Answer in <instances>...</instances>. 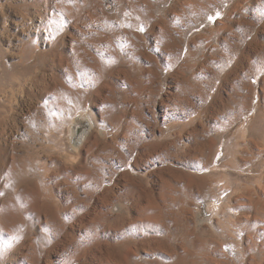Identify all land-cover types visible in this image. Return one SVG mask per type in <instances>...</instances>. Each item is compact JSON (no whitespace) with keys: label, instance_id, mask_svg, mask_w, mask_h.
Segmentation results:
<instances>
[{"label":"rangeland","instance_id":"rangeland-1","mask_svg":"<svg viewBox=\"0 0 264 264\" xmlns=\"http://www.w3.org/2000/svg\"><path fill=\"white\" fill-rule=\"evenodd\" d=\"M77 1L40 25L45 89L2 125L0 264H264V0ZM21 4L0 0L19 70L11 22L42 16Z\"/></svg>","mask_w":264,"mask_h":264},{"label":"bare ground","instance_id":"bare-ground-1","mask_svg":"<svg viewBox=\"0 0 264 264\" xmlns=\"http://www.w3.org/2000/svg\"><path fill=\"white\" fill-rule=\"evenodd\" d=\"M28 1H30L29 3H28ZM76 1V0H75ZM80 1V0H79ZM79 1H77V2H79ZM81 1H83V0H81ZM80 1V2H81ZM85 1V0H84ZM84 1H83V3H84ZM115 1V0H114ZM117 1L118 0H116V3H114L113 2V4H118L117 3ZM143 2H144V0H142ZM188 1V0H187ZM192 1H194V0H192ZM76 2V3H77ZM88 2V1H87ZM86 2V3H87ZM91 7L92 6H94L93 4H95V5H97L98 6V0H91ZM111 2V1H110ZM120 2H122V1H119V3ZM143 2H141V3H143ZM189 3H186V5L187 4H190L191 3V0L190 1H188ZM195 2V1H194ZM22 3L23 4H21L20 6H19V8H21V9H23V11H25V12H27V13H32L31 12V10H32V8L33 7H35V6H37V7H39V11L38 12H35V13H40L42 16H40L39 18V20H37L38 18H36V20H37V24H36V22L34 23V19L33 20H30V22H20L19 24H17V22H18V20H14V22L12 21L11 23V27H13V33L10 35V33H9V31H8V36H6L5 37V39L6 40H8V42L7 43H9V45H11V46H7V47H9V48H7V51L9 50L10 51V53H16V56H17V54L18 55H20V61L22 62V63H19L18 65L20 66V68H21V70H19V69H17V63H15L14 64V66H7L8 65V63L6 62V61H2L3 62V65H0V67H3V72H4V74H5V77L4 78H2L1 76H0V167L3 165V164H1L2 163V161L4 160L3 158H5V155H6V144H5V142L3 141L4 140V136H6V134H4V133H6V132H4V130L6 129H3L4 127L2 126V125H4L5 123H6V126H7V124H8V120L11 118H14V112H16V106H20V99L21 98H23L24 97V95L26 94L27 96L29 95V96H37L39 93H42V91H44V86H46L45 85V81H46V77H45V75L43 76V74H42V72H39V71H41L40 70V64H39V62H38V59L40 58V56H41V54H42V51H41V49L40 48H42V47H39L38 46V44L40 43V42H44V40H45V38L42 36V33H41V31H40V29H39V27H41L40 25H43L44 24V22L46 23V20L47 19H49V21H50V19H57V18H59L58 19V23H60V21H64V20H62L63 18H67V17H69L67 14L68 13H70L72 10L69 8V5H70V2H69V0H22ZM82 3V4H83ZM100 3V2H99ZM102 3V2H101ZM81 4V3H80ZM85 4V3H84ZM83 4V5H84ZM121 4V3H120ZM120 4L119 5H117V7H121L120 6ZM192 4V3H191ZM190 4V5H191ZM33 5V6H32ZM100 6H98V7H100L99 9H102V5L101 4H99ZM190 5H188V6H190ZM32 6V7H31ZM81 6V5H80ZM102 6V7H101ZM185 6V5H184ZM192 6V5H191ZM77 8V6H74V8ZM79 7V6H78ZM89 7V6H88ZM116 7V6H115ZM116 7V8H117ZM80 8V7H79ZM95 9H93L94 10V13H95V10L96 9H98V8H96V6L94 7ZM182 8V7H181ZM190 8V7H189ZM192 8V7H191ZM35 9V8H34ZM84 9H85V7H84ZM83 9V10H84ZM89 8H87V10H88ZM119 9H122V8H119ZM119 9L118 10H116V12H118L119 11ZM183 9V8H182ZM86 10V11H87ZM184 10V9H183ZM77 12H78V10H77ZM76 12V13H77ZM88 13H89V11H87ZM87 12H86V15H87ZM93 12V11H92ZM58 13V14H57ZM82 13H84V11L83 12H81L80 11V13H78L79 15H77V16H79L80 17V14H82ZM94 13H93V15H94ZM97 14H100V13H98V11L96 12ZM60 14V15H59ZM89 14H91V13H89ZM102 14H103V16L104 17H107V16H105L106 14L105 13H103L102 12ZM101 14V15H102ZM83 15V14H82ZM81 15V16H82ZM92 15V14H91ZM88 16H90V15H88ZM87 16V17H88ZM94 18H95V16H93ZM108 17H109V15H108ZM61 18V19H60ZM70 18H71V16H70ZM69 18V19H70ZM82 18H83V16H82ZM99 18V17H98ZM68 19V18H67ZM102 19V18H101ZM105 19H107L108 20V18H103V20H105ZM110 19V18H109ZM35 20V21H36ZM91 21H90V24L86 27V25L87 24H85L84 22H81V21H79V20H77V21H79V22H77L76 23V25H75V27L74 28H76L75 29V31H74V34L72 35L71 33V35L73 36L71 39H70V36H68L69 37V40H71L70 42H72L73 44H76V43H80L81 42V44H82V42H86L87 43V39L85 38L86 37V33H88L90 30H89V28L91 27V26H95L97 23L95 22V19H90ZM106 20V21H107ZM48 21V20H47ZM52 21V20H51ZM85 21V20H84ZM97 21V20H96ZM109 21V20H108ZM53 22H55V21H53ZM61 22V23H62ZM71 22H72V20H71ZM76 22V21H75ZM85 22H87V20L85 21ZM99 22H101L100 20L98 21V25H100L99 24ZM105 22V21H104ZM64 23V22H63ZM83 23H84V25H83ZM88 23H89V18H88ZM16 24H17V26H16ZM52 24V23H51ZM57 24V23H56ZM66 24V23H65ZM13 25V26H12ZM45 25H47V23L45 24ZM80 25V26H79ZM97 25V26H98ZM60 26V25H59ZM66 26V25H65ZM64 26V27H65ZM84 27V29H82L83 27ZM44 27V26H43ZM63 27V28H64ZM69 27V26H68ZM67 27V28H68ZM80 27H82V28H80ZM101 27H103V25L101 26ZM99 28V29H102V28ZM45 28H46V26H45ZM44 28V29H45ZM62 28V29H63ZM42 29V28H41ZM43 29V31L45 32L46 30H44ZM50 29V28H49ZM97 29V28H96ZM98 29V30H99ZM93 31H95V29H92ZM97 30V31H98ZM42 31V32H43ZM49 31V30H48ZM47 31V34L49 33ZM68 31V30H67ZM62 32H64V30L62 31ZM73 32V31H72ZM90 32H92V31H90ZM100 32V31H99ZM103 32V31H102ZM26 33V34H25ZM101 33V32H100ZM100 33H99V35H100ZM50 34V33H49ZM48 34V35H49ZM51 34H54V31H53V33L51 32ZM92 35L94 34V33H91ZM95 34H96V31H95ZM98 34V33H97ZM44 35H46L45 33H44ZM91 35V36H92ZM98 35V36H99ZM21 36H24V37H27L28 38V40H26V43L25 44H23V45H21V46H18V44H20V43H18L17 42V47L15 46L16 44L14 43V40L15 41H19V39L21 40V42H22V39L23 38H21ZM52 36V35H51ZM55 35H53V37H54ZM63 36V35H62ZM67 36V35H66ZM98 36H96V37H98ZM46 37V36H45ZM58 38H60V35L58 36ZM62 38V37H61ZM88 38V37H87ZM93 38H95V37H93ZM65 39V38H64ZM89 39V38H88ZM90 39H92L91 37H90ZM54 40V39H53ZM57 40V39H56ZM60 41V40H59ZM92 41V40H91ZM20 42V41H19ZM23 42H25L24 40H23ZM22 42V43H23ZM45 42H47V41H45ZM67 42V41H66ZM66 42H64L63 41V43H66ZM69 42V43H70ZM102 42V41H101ZM21 43V44H22ZM56 43V42H55ZM59 43H61V42H59ZM62 43V44H63ZM48 44H50V43H48ZM73 44H71V45H73ZM80 44V45H81ZM8 45V44H7ZM15 47H14V46ZM52 45V44H51ZM51 45H49L50 46V48H51ZM70 45V44H69ZM70 45V46H71ZM78 45V44H77ZM76 45V46H77ZM80 45H79V47H80ZM84 45H85V43H84ZM90 45H92V44H90ZM98 45V44H97ZM82 46V45H81ZM86 46H89V45H86ZM47 47V46H46ZM55 47V46H54ZM53 47V48H54ZM58 46H56V49H58V50H60L61 48H57ZM68 47V46H67ZM72 47V46H71ZM93 47V46H92ZM95 47V46H94ZM97 47V46H96ZM44 48V47H43ZM77 48H78V46H77ZM77 48H74V50L75 49H77ZM82 48V47H81ZM80 48V49H81ZM88 48H90V47H88ZM45 49V48H44ZM73 49V48H72ZM93 49V48H92ZM69 50H70V48H69ZM68 51V50H67ZM81 51V50H80ZM88 51H89V49H88ZM44 52V51H43ZM70 52L72 53V51L70 50ZM76 52H78L77 50H76ZM46 53V52H45ZM47 53H49V51L47 52ZM1 54V53H0ZM4 54V53H3ZM56 54V53H55ZM73 54V53H72ZM71 54V55H72ZM71 55L69 54L68 56L70 57V58H67V59H71ZM75 56H76V58H77V56L78 55H76V54H74ZM11 56V55H10ZM14 56V55H13ZM54 56V55H53ZM73 56V55H72ZM81 56V55H80ZM63 56H61V58H62ZM5 58V57H4ZM18 58H19V56H18ZM45 58H46V56H45ZM75 59V58H74ZM73 59V60H74ZM5 60H6V58H5ZM78 60V59H77ZM76 60V61H77ZM71 61V60H70ZM69 62V61H68ZM74 62V61H73ZM72 62V63H73ZM61 63V62H60ZM71 63V64H72ZM62 64V63H61ZM60 64V68L63 70V71H66L67 70V68H64L66 65H64V66H62ZM70 64V63H69ZM68 64V66L70 67V65ZM77 64V63H76ZM74 65V64H73ZM46 67V66H45ZM43 68V67H42ZM45 70V69H44ZM6 71V72H5ZM49 83V82H48ZM50 84V83H49ZM42 86V87H41ZM49 86V85H48ZM54 87V86H53ZM60 88V87H59ZM54 89H55V87H54ZM46 91V90H45ZM61 91V90H60ZM26 96V97H27ZM23 101V100H22ZM22 104V103H21ZM20 108V107H19ZM22 110V109H21ZM18 111V110H17ZM19 115H20V113H19ZM17 117H18V115H17ZM4 121V123H2ZM16 121H18V119L16 120ZM15 122V121H14ZM92 125V124H91ZM5 126V125H4ZM81 126H77L76 127V144L77 143H79V142H82L84 139H85V132L86 131H82L81 130ZM7 131V130H6ZM87 132H89V131H87ZM92 133V132H91ZM89 134H90V132H89ZM87 135H88V133H87ZM86 135V136H87ZM91 135V134H90ZM92 136V135H91ZM6 139V138H5ZM91 139V138H90ZM96 140V139H95ZM86 141V140H85ZM84 141V142H85ZM89 141V140H88ZM91 144V143H90ZM164 145V144H163ZM80 146V145H79ZM91 146V145H90ZM89 146V147H90ZM4 162V161H3ZM6 201V200H5ZM8 203V202H7ZM2 204V203H1ZM5 203H3V205H4ZM2 205V206H3ZM1 206V205H0ZM1 206V209L2 208H4V207H2ZM6 206V205H5ZM7 208V207H6ZM6 208H4V210H1V211H5V209ZM8 208H9V206H8ZM199 209V208H198ZM263 211H264V209H262ZM216 208H215V206H207L206 207V209H202V208H200L198 211H197V218H200V219H198V221L200 222V223H202V222H205V221H211V219L213 218V216L215 215V213H216ZM1 213L0 215H2L3 217H0V220H3V219H5L6 217H4V215L3 214H5V212L4 213ZM260 212V211H259ZM7 213V212H6ZM206 214V216H208V217H206L205 219H201V216H203V215H205ZM264 213V212H263ZM259 214V213H258ZM262 214V213H261ZM253 215V214H252ZM258 215H256V217H257ZM262 216V215H261ZM261 216L259 215L258 217L259 218H261ZM255 217V216H254ZM253 216L251 217V219L252 218H254ZM254 218L255 219V221H256V219H257V221H258V217L257 218ZM1 218H3V219H1ZM10 218V217H9ZM262 218L264 219V217L262 216ZM11 219V218H10ZM6 220V219H5ZM8 220V219H7ZM249 220V218L247 219V221ZM261 220V219H260ZM207 221V222H208ZM250 222H251V224L253 223L251 220H249ZM254 221V220H253ZM262 221V220H261ZM259 222V221H258ZM264 222V221H263ZM255 224V223H254ZM261 224V223H260ZM263 225H264V223H262ZM253 225V224H252ZM253 228H254V225L252 226ZM258 227L261 229V227H263V226H259L258 225ZM251 228V227H250ZM253 228H251V229H253ZM258 229V228H257ZM257 229H255L254 228V230H252V232H255V230L257 231ZM259 229V230H260ZM258 230V231H259ZM262 230V229H261ZM260 230V231H261ZM256 235H259V234H257L256 233ZM256 237V236H255ZM258 237V236H257ZM264 238V237H263ZM263 238H258V239H256L257 240V242H256V247L257 246H262L261 248H263L264 247V239ZM260 251H263V249L261 250L260 249ZM264 256V255H263ZM257 259V258H256ZM256 259H255V261H256ZM262 261V260H261ZM258 262H259V260H258ZM263 262V261H262ZM261 262V263H262ZM264 263V262H263ZM257 264H260V263H257Z\"/></svg>","mask_w":264,"mask_h":264}]
</instances>
